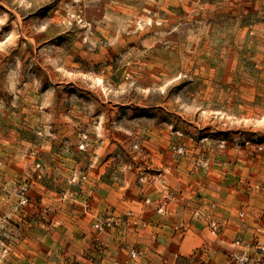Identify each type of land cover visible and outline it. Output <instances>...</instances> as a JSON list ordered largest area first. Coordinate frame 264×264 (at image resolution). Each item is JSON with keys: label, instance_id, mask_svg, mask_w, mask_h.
Masks as SVG:
<instances>
[{"label": "rangeland", "instance_id": "obj_1", "mask_svg": "<svg viewBox=\"0 0 264 264\" xmlns=\"http://www.w3.org/2000/svg\"><path fill=\"white\" fill-rule=\"evenodd\" d=\"M67 1L0 0V261L3 233L68 205L86 244L146 229L149 206L222 236L193 252L212 264H264V0ZM100 170L129 179V210L99 208Z\"/></svg>", "mask_w": 264, "mask_h": 264}, {"label": "crops", "instance_id": "obj_2", "mask_svg": "<svg viewBox=\"0 0 264 264\" xmlns=\"http://www.w3.org/2000/svg\"><path fill=\"white\" fill-rule=\"evenodd\" d=\"M60 1L61 4L68 2ZM46 2L47 0H38L42 5ZM8 5V2L2 4L6 10L12 11L13 9ZM60 133L62 137L63 131L61 130ZM5 137L7 136L0 135V138ZM15 138L16 143L11 147L20 148L23 144L22 136L16 133ZM5 144L9 145V142L5 140ZM42 148L46 149L45 152L52 151L51 145ZM101 171L97 172L96 180H93L102 188L97 196L99 208L101 210L115 208V211L120 213L129 210L134 201L131 199L134 193L126 187V181L129 179L123 178L122 184L112 181L111 178H103L101 181L99 180ZM151 182L152 180L148 178L144 189L147 202L149 199L154 202L158 197V192H151L153 189ZM49 202L52 201L45 198V203ZM59 212L61 216L56 213L55 217L59 218L54 222L53 212L49 206H46L44 210L35 211V220L30 222L29 230L24 233H3L6 239L2 240L8 247L9 253L2 258L0 264H73L74 262L86 264L88 261L92 264H212L211 258L193 252L201 247L208 250L218 249L219 245L220 248L223 247L222 236L216 244L207 243L204 240L205 231L198 229L197 225L185 218L184 223L188 225V229L183 234L184 232L177 231L179 216L173 217L171 213L163 217L149 206L146 208L145 216L143 214L148 223L146 229L135 234L120 228L111 232L98 244L90 245L85 241L84 218L80 216V211H69L68 205H61ZM133 244L141 251V257L136 263L129 257ZM227 244L228 241L225 240V245ZM215 264H229V260L227 257L223 259V255L220 254V261Z\"/></svg>", "mask_w": 264, "mask_h": 264}, {"label": "built area", "instance_id": "obj_3", "mask_svg": "<svg viewBox=\"0 0 264 264\" xmlns=\"http://www.w3.org/2000/svg\"><path fill=\"white\" fill-rule=\"evenodd\" d=\"M114 218L110 215L104 216L102 218H94L93 227L98 232L106 231L113 227Z\"/></svg>", "mask_w": 264, "mask_h": 264}]
</instances>
